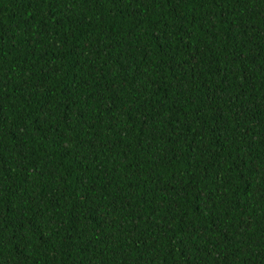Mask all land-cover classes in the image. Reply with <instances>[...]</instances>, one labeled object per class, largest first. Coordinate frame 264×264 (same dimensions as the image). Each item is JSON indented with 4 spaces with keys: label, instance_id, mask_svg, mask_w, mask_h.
I'll list each match as a JSON object with an SVG mask.
<instances>
[{
    "label": "trees",
    "instance_id": "trees-1",
    "mask_svg": "<svg viewBox=\"0 0 264 264\" xmlns=\"http://www.w3.org/2000/svg\"><path fill=\"white\" fill-rule=\"evenodd\" d=\"M0 264H264V0H0Z\"/></svg>",
    "mask_w": 264,
    "mask_h": 264
}]
</instances>
